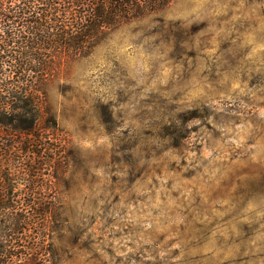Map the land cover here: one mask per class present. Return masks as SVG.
Listing matches in <instances>:
<instances>
[{
  "label": "clouds",
  "instance_id": "obj_1",
  "mask_svg": "<svg viewBox=\"0 0 264 264\" xmlns=\"http://www.w3.org/2000/svg\"><path fill=\"white\" fill-rule=\"evenodd\" d=\"M23 32L2 23L0 43ZM45 95L88 160L58 197L55 264H264V0H163Z\"/></svg>",
  "mask_w": 264,
  "mask_h": 264
},
{
  "label": "trees",
  "instance_id": "obj_2",
  "mask_svg": "<svg viewBox=\"0 0 264 264\" xmlns=\"http://www.w3.org/2000/svg\"><path fill=\"white\" fill-rule=\"evenodd\" d=\"M162 2L163 0H0V24H15L24 29L21 40L9 39L7 42L8 48L15 46V54L8 52L4 44L0 43V214L14 207L13 200L9 199L16 186L6 161L15 160V146H20L16 150L18 161L27 154V140L29 146L39 147L38 153L33 150L30 154L38 156L42 161L38 166L34 164L28 167L29 174L45 171L48 167L54 172L60 160V147L49 148L50 152L47 154L46 138L38 132L52 128L49 126L52 120L45 118L48 113L44 101L47 81L64 72L62 65L88 53L114 24L154 11ZM6 4L16 7L23 4L24 7L19 12L6 13L3 11ZM8 35L11 36V33ZM35 179L29 190L31 198L28 205L29 211L34 212L31 217H18L16 213L9 233V236L14 235L8 241L10 246L0 244V257L5 256L9 263L2 258L4 261H0V264H11L13 257L19 256L12 249L18 247L17 239L22 241L24 236L29 237L26 234L32 232L33 226L41 241H33L31 245L35 247L38 244L39 247L36 248H44V252H47L41 243L42 230H45L48 219H55V212L46 202L45 196L39 193L40 188L43 190L46 185L41 183L39 188ZM23 194L25 195L24 192ZM33 247L28 245L30 251ZM45 260L49 262L47 258Z\"/></svg>",
  "mask_w": 264,
  "mask_h": 264
},
{
  "label": "rangeland",
  "instance_id": "obj_3",
  "mask_svg": "<svg viewBox=\"0 0 264 264\" xmlns=\"http://www.w3.org/2000/svg\"><path fill=\"white\" fill-rule=\"evenodd\" d=\"M74 60L62 65L61 69L64 72L60 74L59 76H56L55 78H52L49 81H47V86L57 79H60L62 82L65 76L68 74L69 65ZM44 101H45V108L48 111V113L45 114V118L47 120H52L49 123V126L52 128L50 130H45L43 132H40L39 130L38 132L39 134H41V136L46 138L47 154H49L50 152L49 148H52L53 146L60 147V152H61V154H59L61 155V157L59 156L60 160L58 161L54 169V172L52 171V169H50V167H48V168H45L46 169L45 171L42 170V171H37L35 173L32 172L29 174L27 171L28 167L33 166L34 164L38 166L39 162L42 161V159H38V156H35V155L33 156L32 154H30V152L33 150L37 151L38 153L39 147H36L34 145L29 146L30 143H28L27 142L28 140H27L25 146L28 147L27 148L28 150H26L27 154L25 155V157L20 160L21 162L20 171L24 173L29 183L25 186L20 187L19 189L16 187L15 190L12 191V195L9 201H11V199L13 200L12 205H14L13 208L15 209V212L17 213L18 217H23V216L31 217L34 211L33 210L29 211V208H28L29 207L28 205L30 204L29 200L31 198L29 190L32 185L31 183L36 178L35 180L37 181L39 188H40L41 183L46 185L44 186L43 190L40 188L39 193L41 195H44L46 198L45 199L46 202H48V204L52 206L55 212V219H48L45 230L44 229L42 230L43 238H42L41 243H42V246H44L47 249V252H44V248L43 250H39L38 248H36V246L39 247L38 244H36L35 247H33V244L31 245L33 241H37V242L41 241V238L38 239V236H36L37 234H35L37 232L36 227L33 226L31 230L32 232L31 233L28 232L26 234L29 236L28 238L24 236V240L22 241L17 239L16 242H17L18 247L13 248L12 251L13 253L19 256L18 257L14 256L13 259L11 260V264H54L55 250L48 243V239H49L48 232L51 230H54L55 227L57 226L56 218L58 215V197H59V194L63 190L67 191L72 187V184H73L72 179L70 177L67 178L69 169L71 168V166H73L74 169L79 170L81 168H84L86 163L88 162L87 159H85L84 157L80 155L78 149L71 150V145L69 143V140L72 138L66 135L64 130L59 125L58 118L54 117L53 114L51 113V109L46 103V95L44 97ZM193 116H195V113H193ZM195 130H196L195 128L192 129V131H195ZM54 135L56 136V138H58L57 141L55 140L56 138ZM18 148H20V146L14 147V151H15L14 159L15 160H18L19 155L16 153V150ZM45 158L47 160V157ZM88 159H92V158L89 157ZM7 162L8 161H6V163ZM23 192L25 193V195L23 194ZM12 238H14V235L9 236L8 241L12 240ZM0 244H4V243H0ZM8 244H10V242H8ZM28 245L32 246L33 250L30 251L28 249ZM26 255H28V257H26ZM2 258L6 259L5 256H3ZM2 258L0 257V261L3 260ZM46 258L48 259L49 262L45 260ZM6 260L9 263V259L7 258Z\"/></svg>",
  "mask_w": 264,
  "mask_h": 264
}]
</instances>
